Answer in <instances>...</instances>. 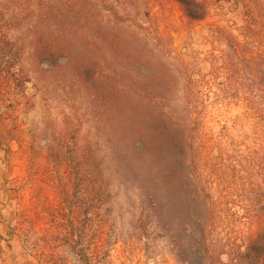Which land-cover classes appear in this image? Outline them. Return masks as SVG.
<instances>
[{
    "label": "rangeland",
    "instance_id": "1",
    "mask_svg": "<svg viewBox=\"0 0 264 264\" xmlns=\"http://www.w3.org/2000/svg\"><path fill=\"white\" fill-rule=\"evenodd\" d=\"M199 1L205 16L190 21L176 0H0V41L16 43L7 64L14 82L0 80V264H264V0ZM109 10L127 35L143 37L147 27L149 37H161L159 55L173 74L182 61L195 81L205 106L201 141L209 140L198 153V194L190 211L183 202L179 230L162 229L115 174L105 171L104 199L96 194V171L91 180L79 174L61 220L74 224L60 231L50 223L46 231L41 210L44 219L32 229L23 213L36 197L33 187L56 199L67 182L62 168L60 176L54 171L57 152L47 155L46 147L70 119L72 100L60 74L19 42L37 32L55 35L60 21L98 37ZM178 96L182 113L185 98ZM75 104L77 143L91 145L95 161L113 168L106 142L112 127L95 121L84 97Z\"/></svg>",
    "mask_w": 264,
    "mask_h": 264
},
{
    "label": "trees",
    "instance_id": "2",
    "mask_svg": "<svg viewBox=\"0 0 264 264\" xmlns=\"http://www.w3.org/2000/svg\"><path fill=\"white\" fill-rule=\"evenodd\" d=\"M176 1L190 21L204 18L206 12L201 1ZM124 24L109 10L108 21L99 29L98 37L69 28L60 21L55 35L37 32L19 42L37 64L48 63L60 74L72 100L70 119L58 133L55 145L46 147L47 155L51 150L57 152L54 171L59 175L62 168L65 178L61 179L67 182L56 199L38 195L40 188L33 187V191L37 189L36 197L30 210L23 213V221L30 223L32 229L36 226L35 220L44 219L41 210L46 215L45 230L50 223L60 231L74 224L73 221L66 228L61 220L68 204L67 193L70 187L74 188L79 174L91 180L96 171L99 182L96 194L103 199L107 194L105 181L115 174L120 182L135 189L155 224L162 229L179 230L183 202H187L190 211L189 205L198 194L195 182L198 153L209 141H201L200 136L205 106L198 102L199 90L182 61L177 67L178 74L170 70L162 58L161 37H149L147 27L141 28L143 37L135 33L127 35ZM69 32L73 35L68 36ZM15 44L10 40L0 41V80L6 85L14 82L8 78L7 64L13 58ZM180 77L184 83L182 88L177 87ZM180 91L185 100L182 113H177L175 102ZM83 97L95 121L110 125L114 131L106 137L109 156L115 163L113 168L95 161L91 145L77 143L81 122L75 102ZM70 134L72 138L67 144L65 136ZM105 171L110 172L108 177ZM85 194L91 196L92 190L86 188ZM32 250L36 251V246ZM43 257L51 263L54 255L46 251Z\"/></svg>",
    "mask_w": 264,
    "mask_h": 264
}]
</instances>
